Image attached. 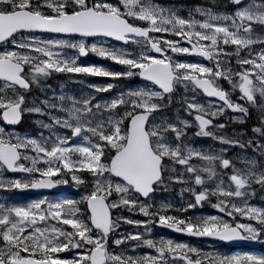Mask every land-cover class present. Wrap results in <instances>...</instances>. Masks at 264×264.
I'll use <instances>...</instances> for the list:
<instances>
[{
    "label": "snow or ice",
    "instance_id": "snow-or-ice-1",
    "mask_svg": "<svg viewBox=\"0 0 264 264\" xmlns=\"http://www.w3.org/2000/svg\"><path fill=\"white\" fill-rule=\"evenodd\" d=\"M227 5L231 11L197 7L203 19H196L153 0H0V122L31 118L47 130L33 136L0 127V192L57 185L80 192L79 199L25 205L0 200V264H264V256L201 253L151 236L157 224L192 237L264 243V208L248 204L254 185L264 193V0ZM90 53L122 70L77 63ZM54 74L144 83L110 98L95 94L114 83L89 84L92 93L78 98L63 89L32 95L50 87L43 82ZM201 94L213 99L198 102ZM226 112L251 127L223 134L226 124L216 121ZM191 127L195 137L226 147L190 144ZM230 148L250 149L260 159L238 157L243 167H237L224 155ZM218 168L229 170L227 185L223 179L209 185ZM5 171L23 175L5 178ZM171 185L180 186V206H154V194ZM205 202L233 220L167 214ZM236 214L249 222H235ZM122 225L139 230L121 231ZM138 248L152 251L137 255Z\"/></svg>",
    "mask_w": 264,
    "mask_h": 264
},
{
    "label": "rangeland",
    "instance_id": "rangeland-1",
    "mask_svg": "<svg viewBox=\"0 0 264 264\" xmlns=\"http://www.w3.org/2000/svg\"><path fill=\"white\" fill-rule=\"evenodd\" d=\"M162 2H165V0H162ZM159 5L163 6V7H170V8H174L177 10L178 15H180L181 17H187L189 12H192L194 18L196 19H203V17H201L198 13H195L194 9L197 7L200 8H204V9H209L212 10V8H207L204 7L203 5H201L200 3L198 5L196 4H190L187 3L185 4L184 0H169L168 3L162 4V3H158ZM219 6L221 5L218 4ZM189 6V7H188ZM214 12H221V10H212ZM257 32L260 31V29L257 28L256 30ZM155 35H159V34H155ZM261 45L256 44L253 45V48H260ZM131 50V49H129ZM90 55L93 58H89L87 59V63L91 60V62H93V64L90 65H98V66H102L106 69L112 70V71H119L120 68H122V66L114 64L112 61L107 60V59H102L99 58L93 54L90 53ZM176 55V54H174ZM177 58L179 59H187V60H195L192 59L190 56H184V55H177ZM235 58H233L234 60ZM83 60V59H82ZM79 62V60L77 61V63ZM203 62V61H202ZM204 64H207L205 62H203ZM233 68L236 67V65L233 63L232 65ZM59 76L60 75H65V74H55V76ZM86 80L84 81H80L77 79L74 80H69L67 76L63 77L66 80L65 82L70 83V84H78V86H72L69 85L65 86V83H60V78L58 79H51V83L49 82V80L47 79L45 82H43L44 84H46L47 86L50 87H46L45 91L42 93L40 92L39 89H34L32 92V95L43 98L45 95H51L53 92H55L56 94H60L61 89H63L64 93L67 94H71L75 97H79L81 95V93H85V94H89L92 93V89L88 87L89 84H95V85H104L107 83H114L116 85V87H114L110 92H103V93H96V98L100 99V98H110L112 97L114 94L128 89V88H134V87H138V86H142V83L139 82L138 80L133 81L136 77L133 78H127V79H120L117 81H112L109 78L106 77H94V76H86ZM219 83L221 84V86L224 88L226 85V82L224 81H219ZM191 95V94H189ZM198 102L201 103H207V101H203L202 99L197 97ZM174 106H176V104H173ZM167 114L171 117L173 114V111H171L170 109L167 111ZM44 119L45 122L47 121V118H42ZM24 129L20 130V131H14L15 134H19V135H23L25 133L29 134V135H37L40 132H43L45 135H47V130L41 129L39 126L35 125L34 123H32L31 118L24 120ZM226 124V123H225ZM0 127H4L2 124H0ZM251 127V123L249 124V128ZM246 128V127H245ZM239 127H235L234 124L231 125L229 128L225 127V129L222 130L223 134H228L231 135L233 130L239 132ZM5 131H8L5 128ZM63 131V130H60ZM13 132V131H12ZM190 138L194 139V137H188V142L190 143ZM195 144H197V141L195 142ZM197 146V145H195ZM198 146H202L205 149H209V150H214L219 152L220 148H222L223 146H217L214 144H209V145H198ZM224 155H226L227 157L233 159L236 162V166L237 167H243V164L240 163V160L238 159V157L241 156H249V157H255L257 160H259L260 158L258 156H256L254 153L251 152L250 149L244 150L243 152L240 149L235 148V151L233 152V150L230 148L226 153H224ZM218 172V176L213 178V181L209 182V185L213 184L216 180L219 179H223L225 182V185H227L229 183L228 181V175L230 174L228 169H217ZM4 177L5 178H19L22 175L19 176H9L7 174V172H4ZM55 179V177L53 178ZM62 186H66L67 188H72L68 185H62ZM179 185H171L168 190H164V188H161V190L159 191L158 194L154 195L155 196V200L153 201L154 206L157 203L160 202H168L171 203L173 205V208L175 207H179L181 204V195L179 194ZM255 191V194L252 198H250L248 200V204L251 206H256V207H261L264 208V193H262L259 189V186L254 185L253 186ZM73 189V188H72ZM163 191H169V192H163ZM260 196H259V194ZM80 196V192L75 190L74 192L71 193V195H62V196H51V197H47V196H40V197H36V198H28V196L25 195H21L18 193V191H12V192H8V193H4V192H0V200H5L9 203H15V204H20V205H25L28 204L32 201H36V200H45V201H55V200H59V199H63V198H73V199H79ZM183 198L185 200L189 199V195L188 193H184L183 194ZM212 203H215V199L212 200ZM242 206V205H241ZM209 208L211 209V211L209 210ZM217 212V213H214ZM167 214H171V215H175V216H182V217H186V216H196V215H200V216H207V215H216L219 216L222 219L228 220V221H232L233 217H228L225 216L224 213L219 212L217 209H214L210 203L205 202L201 207L192 209L188 212H175L174 210L170 211ZM121 215L123 216H127L130 217L131 219L134 220H144L145 217H143L142 215L138 214V212H134V213H129L127 210H123L121 212ZM235 222L238 223H247L249 221H247L246 219H244L243 217H241L239 214L235 215ZM255 223V222H252ZM121 231H132V232H136L139 229L133 227L132 225H122L121 226ZM151 236L152 238H166L169 239L166 234L160 232V230H158L157 228H155V224H153L151 226ZM174 240V239H172ZM176 242H183L189 246H195L197 249H199L201 251V253H212V252H217V253H222V254H231V255H256V256H264V246H263V250L259 253H231L226 249H222L220 247H216L212 244H206V243H198V244H193V243H188L186 241H177L174 240ZM150 249H146V248H138L136 250V254H151ZM61 255H70L67 253H61ZM194 258V257H193Z\"/></svg>",
    "mask_w": 264,
    "mask_h": 264
},
{
    "label": "flooded vegetation",
    "instance_id": "flooded-vegetation-1",
    "mask_svg": "<svg viewBox=\"0 0 264 264\" xmlns=\"http://www.w3.org/2000/svg\"><path fill=\"white\" fill-rule=\"evenodd\" d=\"M153 2L154 3H156V4H158V3H162V4H165V5H167L166 3H168L169 2V0H165V2H162V0H153ZM184 2H185V4H187V3H190V4H196V5H198L199 3L201 4V5H203L204 7H207V8H212V10H221V12H226V11H231L232 10V6L231 5H227V7H225V5L227 4V0H184ZM221 2H222V5H221ZM218 4H220L221 6H219ZM189 7V6H188ZM155 35V34H154ZM111 43H114V42H111ZM191 57V56H190ZM91 59V58H93L90 54L88 55V56H86V58H83V57H81V58H79V64H82V65H90V64H93V62H91V60L87 63L86 61H87V59ZM83 59V60H82ZM192 59H194V58H192ZM195 60H202V59H195ZM91 62V63H90ZM203 62H205V63H208L207 61H203ZM90 63V64H89ZM122 70V68H120L119 69V71H121ZM61 77H59V76H55V74L53 75V76H51L50 78H48V80H49V82L51 83L52 81H51V79L52 78H56V79H58V78H60L61 80H60V83H65V86H68L69 87V85H72V86H78V84H70V83H67V82H65L66 80H63V79H65V78H63V77H65L66 75H60ZM86 76H83V77H80V76H76L75 77V79H77V80H80V81H84V80H86ZM139 79V82H140V78L139 77H136L133 81H135V80H138ZM228 84L226 83V85H225V89H228ZM189 94H191V93H189ZM232 95H233V98H235V95H236V93L234 92V93H232ZM198 98H200V99H202L203 101L205 100V101H209V99H207L205 96H203L202 94L201 95H198L197 96ZM178 106L176 105V106H172V109H170L171 111H173V109H175V108H177ZM166 111H168V110H166ZM180 115L181 116H183V112L181 111V113H180ZM232 115H234L233 113H231V112H226L225 114H224V116L223 117H220V118H218L217 119V123H226V127L227 128H229L231 125H233L234 124V126L235 127H239L240 129H239V131L240 130H242V129H244L245 131H247V129L249 128V124H247V125H241V124H238V123H233L230 119H229V117L230 116H232ZM23 121V124H22V126H21V129L23 128V125H24V120H22ZM0 124H2L3 126H4V128H7L2 122H0ZM246 127V128H245ZM20 129V130H21ZM196 131V128L195 127H191V128H189L188 130H187V132H188V137H194V139H191L190 138V144H192V145H209V144H214V145H217V146H223V147H226L225 145H221V144H219L218 142H216V141H213L211 138H206V137H195L194 135H193V133ZM197 141V144H195V142ZM232 150H233V152L235 151V148H231ZM76 190V189H75ZM164 193L165 192H169V191H163ZM159 192H157V193H155L154 195H156V194H158ZM170 193V192H169ZM259 194V193H258ZM259 196H260V194H259ZM209 210L211 211V209L209 208ZM214 213H217V212H214ZM156 225L157 224H155V228H156ZM166 236L169 238V239H174V240H177V241H186V242H188V243H193V244H198V243H200V241H198V240H188V239H186V238H184V237H180V236H174V235H167L166 234ZM216 247H220V248H226V247H224V246H222V245H216ZM262 250H257V251H251V250H249V249H247V248H243V249H240V252H242V253H252V254H254V253H259V252H261ZM235 252H237V251H235Z\"/></svg>",
    "mask_w": 264,
    "mask_h": 264
},
{
    "label": "water",
    "instance_id": "water-1",
    "mask_svg": "<svg viewBox=\"0 0 264 264\" xmlns=\"http://www.w3.org/2000/svg\"><path fill=\"white\" fill-rule=\"evenodd\" d=\"M117 43V42H115ZM196 58H199V57H196ZM143 82V81H141ZM144 83V82H143ZM207 99H213V98H208L206 97ZM22 123V121H21ZM20 123V124H21ZM15 125V126H9V125H6L8 127V129L10 130H16L19 125ZM10 174L12 175H18V174H21V173H12V172H9ZM75 189H72V188H67V187H64V186H61V185H57L55 187H52V188H48V189H28V190H24V191H20L21 193H24V194H28L30 196H35V195H50V194H53V195H61V194H71L72 192H74ZM157 227L161 228V229H164L172 234H175V235H179V236H183V237H186V238H189V239H199V240H207V241H210V242H214V243H219V244H223L225 246H228L232 249H238L240 248L241 246H247L249 248H252V249H258L260 247V243L259 242H255V241H231V242H222V241H219V240H216L214 238H211V237H192V236H189V235H186V234H180V233H176L166 227H163V226H158Z\"/></svg>",
    "mask_w": 264,
    "mask_h": 264
}]
</instances>
